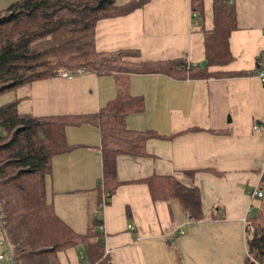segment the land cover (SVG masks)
Segmentation results:
<instances>
[{"label": "crops", "instance_id": "1", "mask_svg": "<svg viewBox=\"0 0 264 264\" xmlns=\"http://www.w3.org/2000/svg\"><path fill=\"white\" fill-rule=\"evenodd\" d=\"M14 1L0 0V9ZM189 1L149 0L126 15L98 19L94 47L137 51L128 57L132 61L185 57L198 66L205 57L203 31L214 26L213 2L202 0L199 19ZM232 1L233 60L209 70L245 74L177 79L162 73L86 72L36 80L0 95V105L16 99L19 113L35 116H88L107 102L142 98L143 110L127 115L125 125L161 136L146 140V156H117L120 183L106 204L98 203L100 133L92 122L67 125L64 134L72 149L55 156L45 175L47 200L73 231L86 234L95 217L102 220L97 230L109 264H242L246 257L245 220L262 204L253 192L264 173V129L251 126L264 125V85L256 75L264 50V0ZM153 174L196 186L202 219L189 220L177 200H152L142 180ZM2 233L0 227V264H11ZM81 256L74 245L58 254L61 264H89L85 253Z\"/></svg>", "mask_w": 264, "mask_h": 264}, {"label": "trees", "instance_id": "2", "mask_svg": "<svg viewBox=\"0 0 264 264\" xmlns=\"http://www.w3.org/2000/svg\"><path fill=\"white\" fill-rule=\"evenodd\" d=\"M147 1L129 0L117 5L115 0H15L0 9V95L78 68L99 76L114 72L162 73L177 79L246 73L209 70L227 66L233 60L228 43L230 33L237 28L232 0H212L214 26L203 31L205 57L198 66L190 65L185 57L141 62L128 58L136 56L137 51L95 49L93 32L98 19L126 15ZM189 3L193 17L201 19L202 0ZM16 106V99L0 105V227L14 262L61 264L59 252L81 244L89 264H109L103 233L97 230L102 220L95 217L86 234L73 231L47 200L45 175L51 173L55 156L72 149L64 134L67 125L92 122L100 133L102 173L98 203L106 204L120 183L115 175L117 156H146V140L161 136L154 131L126 127L125 117L143 110L142 98L129 96L107 102L88 116H35L19 113ZM142 181L152 200H177L189 220L202 219L196 186L183 185L170 175L153 174ZM259 183L262 204L248 219L253 230L245 239L248 256L242 264H255L253 260L264 264V173Z\"/></svg>", "mask_w": 264, "mask_h": 264}, {"label": "built area", "instance_id": "3", "mask_svg": "<svg viewBox=\"0 0 264 264\" xmlns=\"http://www.w3.org/2000/svg\"><path fill=\"white\" fill-rule=\"evenodd\" d=\"M193 15H195V13H193ZM192 15V16H193ZM259 57H258V62H257V71H256V75H257V77L261 80V82H262V84L264 85V50L260 53V55H258ZM86 74V72H85V70L84 69H82V68H78V69H76V70H74V71H63L62 73H61V75H60V77H62V78H69V77H71L72 78V76H76V75H82V74ZM252 128H253V130L254 131H256V132H260V131H262L263 129H264V125L263 124H261V123H254L253 124V126H251ZM261 195H263V192H262V190L260 189V190H258V188L253 192V196H255V197H259L260 198V196ZM249 210L250 209H248L247 210V212H249ZM245 222H246V225H244L245 226V228H246V236L247 237H250L251 236V234H252V230H253V228H252V226L250 225V223H249V221L247 220H245ZM127 228H132V225L131 224H128L127 225ZM180 232H182V231H180ZM247 239V238H246ZM7 249V248H6ZM107 254V253H106ZM247 256H248V254H246ZM3 258V256L2 255H0V259H2ZM6 259H7V261L8 262H10L11 264H16L15 262H14V258H13V255L11 254V252H10V250L8 249L7 250V257H6ZM254 261V263L256 264V261L255 260H253Z\"/></svg>", "mask_w": 264, "mask_h": 264}, {"label": "rangeland", "instance_id": "4", "mask_svg": "<svg viewBox=\"0 0 264 264\" xmlns=\"http://www.w3.org/2000/svg\"><path fill=\"white\" fill-rule=\"evenodd\" d=\"M74 247H75V249L77 250V252H79L80 251V253L81 254H83L85 251H84V247L81 245V244H79V245H74ZM79 255V254H78ZM84 257V256H83ZM80 262L82 263V261L80 260ZM84 264H86L85 262H84Z\"/></svg>", "mask_w": 264, "mask_h": 264}, {"label": "water", "instance_id": "5", "mask_svg": "<svg viewBox=\"0 0 264 264\" xmlns=\"http://www.w3.org/2000/svg\"><path fill=\"white\" fill-rule=\"evenodd\" d=\"M202 63H204V62H202Z\"/></svg>", "mask_w": 264, "mask_h": 264}]
</instances>
